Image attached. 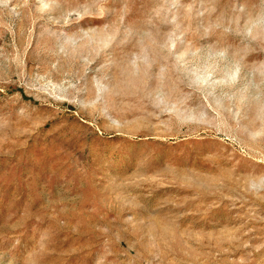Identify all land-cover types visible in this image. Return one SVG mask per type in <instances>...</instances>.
I'll use <instances>...</instances> for the list:
<instances>
[{
  "label": "rangeland",
  "instance_id": "374dc122",
  "mask_svg": "<svg viewBox=\"0 0 264 264\" xmlns=\"http://www.w3.org/2000/svg\"><path fill=\"white\" fill-rule=\"evenodd\" d=\"M0 264H264V0H0Z\"/></svg>",
  "mask_w": 264,
  "mask_h": 264
}]
</instances>
